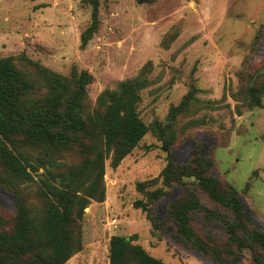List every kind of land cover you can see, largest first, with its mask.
Here are the masks:
<instances>
[{
  "label": "rangeland",
  "instance_id": "rangeland-1",
  "mask_svg": "<svg viewBox=\"0 0 264 264\" xmlns=\"http://www.w3.org/2000/svg\"><path fill=\"white\" fill-rule=\"evenodd\" d=\"M96 3L98 27L83 46ZM263 31L264 0H0V59L12 57L27 78L39 80L32 63L67 79L87 71L94 78L87 86L88 111L104 91L143 81L137 111L148 133L117 168L112 154L105 161L107 206L90 200L78 222L81 249L66 264H110L108 239L115 235L135 236L134 244L164 264H216L184 246L172 227L155 232L147 214L133 206L146 200L138 183L152 181L147 191L163 188L168 141L177 163L191 159L195 143L205 144L220 176L240 192L252 226L264 230V96L260 89L250 92L249 79L264 71V36L256 40ZM190 92L189 105L172 116L171 108ZM252 95L262 107L253 104ZM23 152L33 159L43 154L39 147ZM83 159L78 148L62 158L69 166ZM164 190L170 195L155 206L162 215L179 195ZM94 204L95 214H88ZM44 211L40 183L16 179L0 161V235L16 230L19 213L41 221ZM112 219L118 224L111 226ZM209 230L225 237L221 224ZM0 259L28 261L6 254ZM239 260L254 264L248 250Z\"/></svg>",
  "mask_w": 264,
  "mask_h": 264
},
{
  "label": "trees",
  "instance_id": "trees-1",
  "mask_svg": "<svg viewBox=\"0 0 264 264\" xmlns=\"http://www.w3.org/2000/svg\"><path fill=\"white\" fill-rule=\"evenodd\" d=\"M97 27L96 3L92 25L82 35L83 46ZM263 36L264 31L257 35L258 44ZM31 65L39 80L27 78L12 57L0 59V161L16 179L40 183L45 211L41 221L28 212L19 213L16 230L0 235V254L14 261L28 259L26 264H66L81 249L78 222L90 200L106 201L105 161L112 154V166L117 168L148 133L137 111L143 81L127 80L117 91H104L97 106L88 111L87 86L94 80L92 75L75 72L67 79ZM257 72L249 76L254 81L250 92L260 89L264 96V80L256 86L264 71L256 76ZM252 98L255 106H263L255 95ZM192 99L190 92L171 108L172 116H178ZM25 147H39L43 154L33 159L25 155ZM71 148L84 156L80 165L69 166L62 160L64 151ZM173 148L168 141L163 188L147 191L152 181L138 183L137 190L146 200H136L134 208L147 214L155 232L172 227L184 246L216 264H239L244 250L252 253L254 264H264V230L252 226L240 192L220 176L210 149L195 143L191 159L177 163ZM164 187L179 190V195L162 215L155 206L170 195ZM216 223L223 227V239L209 230ZM135 240V236H113L110 264H164Z\"/></svg>",
  "mask_w": 264,
  "mask_h": 264
},
{
  "label": "crops",
  "instance_id": "crops-1",
  "mask_svg": "<svg viewBox=\"0 0 264 264\" xmlns=\"http://www.w3.org/2000/svg\"><path fill=\"white\" fill-rule=\"evenodd\" d=\"M107 202H108V201H106L104 204L106 205ZM105 205H104V207H105ZM106 206H107V205H106ZM104 207H103V208H104ZM96 208H97V207H96L95 204L92 205V206L90 207V209H89V210H90V213H88V214H93V213L95 214V210H96ZM95 220H96V219H95ZM95 220H94V221H95ZM94 227H95V226L93 225L92 228L94 229ZM96 228H97V231H99L100 235L103 234L104 237L107 236V232H106L104 229H102L99 225H97ZM93 229H92V230H93ZM106 230H107V229H106ZM108 243H110V237H109V239H108ZM108 245H109V244H108Z\"/></svg>",
  "mask_w": 264,
  "mask_h": 264
},
{
  "label": "built area",
  "instance_id": "built-area-1",
  "mask_svg": "<svg viewBox=\"0 0 264 264\" xmlns=\"http://www.w3.org/2000/svg\"><path fill=\"white\" fill-rule=\"evenodd\" d=\"M111 226H115L118 224V220L117 219H112L109 223Z\"/></svg>",
  "mask_w": 264,
  "mask_h": 264
}]
</instances>
